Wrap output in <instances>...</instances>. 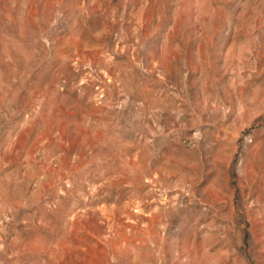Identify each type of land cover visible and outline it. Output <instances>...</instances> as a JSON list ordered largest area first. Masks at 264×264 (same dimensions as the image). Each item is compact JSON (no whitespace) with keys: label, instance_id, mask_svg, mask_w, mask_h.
<instances>
[{"label":"rangeland","instance_id":"1","mask_svg":"<svg viewBox=\"0 0 264 264\" xmlns=\"http://www.w3.org/2000/svg\"><path fill=\"white\" fill-rule=\"evenodd\" d=\"M0 264H264V0H0Z\"/></svg>","mask_w":264,"mask_h":264}]
</instances>
